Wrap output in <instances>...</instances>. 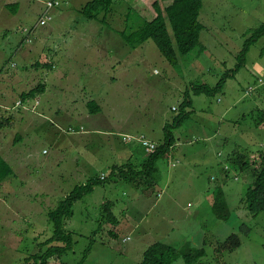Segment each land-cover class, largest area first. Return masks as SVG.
Instances as JSON below:
<instances>
[{"label": "rangeland", "instance_id": "rangeland-1", "mask_svg": "<svg viewBox=\"0 0 264 264\" xmlns=\"http://www.w3.org/2000/svg\"><path fill=\"white\" fill-rule=\"evenodd\" d=\"M15 1L0 0V87L13 91L0 98V155L12 168L0 181V264H27L33 253L45 250L41 243L53 233L47 212L76 185L100 172L107 173L106 182L73 203V215L64 222L73 248L55 263L141 264L154 233L150 237L138 233L166 211L174 195V210L164 212L165 224L174 232L165 241L172 242L178 254L202 247L206 255L193 264H264V212L251 217L242 202L254 179L252 167L230 166L222 181L226 172L220 164L235 150L264 153V82L257 81L264 78V33L250 43L238 71L226 75L235 67L244 41L264 24V0H203L200 43L178 55L176 65L161 56L151 39L132 47L123 40L122 31L128 34L156 15L154 0H114L111 10L96 20L81 13L90 0H65L43 26H37L40 2L18 0L19 8L13 11L8 5ZM158 2L163 7L169 1ZM17 74L23 76L18 87ZM223 76V84L211 94L190 89L200 84L213 87ZM39 82L46 85L35 97L39 104L32 111L35 99H27L23 108L29 123L18 124L23 114L17 107L22 105L14 100L21 90ZM249 86L253 90L246 92ZM187 88L190 112L178 127H171L173 148L157 162L161 180L147 191L154 201L164 183L169 185L164 188L166 196L159 197L163 208L145 210L144 199L127 204L131 192L145 187L110 174L112 164L125 162L118 155L133 148L134 143L122 142V135L143 131L162 141L161 124L172 126ZM87 100L97 106L94 112ZM74 103L82 114L72 112ZM167 161L176 166H167ZM87 164L85 172L73 169ZM154 177L156 173L148 179ZM218 187L229 208L223 214L210 200ZM198 191L203 193L195 197ZM116 195L121 202L114 214L128 223L122 221L127 226L118 227L110 244H101L107 230L99 227L104 208L100 205ZM231 233H237L239 246L217 250ZM126 235L130 239L123 242ZM186 237L190 243L184 242ZM171 264L186 263L179 255Z\"/></svg>", "mask_w": 264, "mask_h": 264}, {"label": "trees", "instance_id": "trees-1", "mask_svg": "<svg viewBox=\"0 0 264 264\" xmlns=\"http://www.w3.org/2000/svg\"><path fill=\"white\" fill-rule=\"evenodd\" d=\"M114 0H90L81 9V13L84 18L89 20H96L98 15L108 13L111 10V5ZM169 2L160 7L158 0H154L152 7L155 11V16L144 21L137 29L126 34L121 32L124 42L127 45L132 46L134 42H144L151 39L157 47L161 56L166 59L169 64L176 65L178 62L177 56H184L200 43V31L203 28V24L199 20L200 11L203 5V0H168ZM65 2V1H64ZM63 2V3H64ZM13 11L17 10V4L12 3L8 5ZM170 28V31L169 29ZM264 33V24L253 32L248 39L243 43L241 50L238 52L237 63L235 67L229 70L226 75H234L240 66L244 64V53L247 52L251 42L259 38ZM35 65H38L35 63ZM46 66H51L45 64ZM223 76L213 87L200 84L199 86H191L193 93H207L211 94L218 90L224 81ZM45 83L39 82L33 88L27 92H22L20 98L23 102L27 99L35 98L39 93L45 89ZM92 102L88 103V108L92 112L95 111L97 106ZM191 106V99L189 98V89L185 91V96L180 104L179 109L181 112L178 114L172 126L166 124L163 128L164 138L162 141L156 144V148L153 152H147L144 163H142V170L137 171L128 168L125 165H113L110 168V174L116 175L118 179H123L129 183H139L143 179L150 177L153 173H156L157 162L160 158H163L167 154L173 144L171 127H178L182 120L189 114L186 108ZM36 108V107H35ZM35 110V109H34ZM176 110V108H175ZM8 120V118H7ZM3 122H0L2 126ZM227 161L229 166L238 165L240 169L252 167V175L254 179L248 187L244 190L242 196V202L246 206L249 215L254 217L258 213L264 212V153L250 152L241 153L238 151L231 152ZM128 168V169H127ZM223 170L225 168L223 167ZM12 173V168L0 155V181L5 179ZM158 176L154 177L151 185L155 183ZM106 182V178L94 177L88 180L85 184L76 185L68 194H66L57 205L47 212L48 220L52 224L53 233L50 238L46 239L41 245H46L45 250H39L30 256V259L26 261L27 264H47V261L52 256L60 258L61 255L73 248V240L71 232H67L64 227V222L69 219L73 214V203L80 200L84 195L90 193L93 186L96 184H103ZM219 202V204H218ZM213 204L219 207V211L223 214L224 208L229 209L225 194L221 188H217ZM227 205V207H226ZM103 221L109 222L112 227H115L117 222L116 218L111 211V202L107 201L103 204ZM225 215V214H224ZM222 218H224L222 216ZM53 241H56L60 245H51ZM240 241L237 233H232L226 237L223 241L217 244V250H233L239 246ZM91 244L87 246L85 252H89ZM178 248L176 246L164 243L162 241H156L146 247L142 253L141 264H171L175 261L179 255L182 256L186 264H193L199 258L205 256L203 248L197 250L187 249L182 251V254H178ZM29 258V257H28ZM86 256L84 257V259ZM84 259L82 261H84ZM82 264V263H81Z\"/></svg>", "mask_w": 264, "mask_h": 264}, {"label": "crops", "instance_id": "crops-1", "mask_svg": "<svg viewBox=\"0 0 264 264\" xmlns=\"http://www.w3.org/2000/svg\"><path fill=\"white\" fill-rule=\"evenodd\" d=\"M13 3H16L17 4V9L19 8V1L18 0H16L15 2H13ZM40 6H41V8H42V5L41 4H39ZM26 40V39H25ZM124 40V39H123ZM132 47V46H131ZM23 53V52H22ZM25 55H26V53H24ZM21 77H23V76H20V75H16L15 76V78H14V82H16V85H17V87L18 86H22V80H20V78ZM20 80V81H19ZM17 83H19V84H17ZM16 87V88H17ZM250 87V86H249ZM248 87V88H249ZM12 89H15V87H13ZM31 89V88H30ZM65 89H67V88H65ZM29 89H27V90H21L20 91V93H19V96H18V98L17 99H15L14 100V102H16L18 99H20V94L22 93V92H27ZM248 91V89L246 90V92ZM13 93V91H11V89L10 90H8V89H2L1 87H0V98H2V97H7V96H10L11 94ZM33 99H36L37 100V98H33ZM32 99V100H33ZM29 101V100H28ZM86 102H89L88 100L86 101ZM85 102V103H86ZM94 102V101H93ZM38 104H39V102H38ZM24 105H25V102L22 104V106H20V107H17L18 108V111L20 112H22V114H23V116L22 115H20V120H18L17 121V117H15V120L18 122V124H20V122L22 123L23 121H26L25 123H29V118H25L24 117V111H26L23 107H24ZM14 106H15V103H14ZM37 107V106H36ZM173 108H175V107H173ZM172 108V109H173ZM36 109V108H35ZM71 109H72V112L74 113V114H82V110H78L77 109V107H76V103H74V104H72V107H71ZM32 110V109H31ZM173 110H175V109H173ZM32 111H34V110H32ZM10 118H13L12 116H10ZM166 124H168V122L167 123H163V124H161V128H162V130H163V128H164V126L166 125ZM163 133H164V131H163ZM125 134V133H124ZM138 134H144V135H146V137H147V139L148 140H151L152 142H154V141H157V140H153V139H150V137L145 133V132H141V133H138ZM134 135V134H133ZM19 136V135H18ZM22 136V135H21ZM163 138H164V134H163ZM160 140H162V139H160ZM123 142V141H122ZM137 141H134V142H128V143H125V142H123L124 144H133L132 145V150L131 151H125L124 153H122L120 156L118 155V157L119 158H121L123 161H125L123 164H120V165H125V166H127L128 168H131V169H133V168H135V170H137V171H141L142 170V163H144V160H145V156H146V153H147V151L145 150V147L142 145V144H139V143H136ZM159 142H161V141H157V144L159 143ZM154 143H156V142H154ZM173 144H174V141H173ZM173 144H172V146H171V148H173ZM140 149H139V148ZM44 150V149H43ZM43 150H42V152H43ZM49 152V150H46V152H43V153H48ZM233 152V151H232ZM231 154V153H230ZM230 154L228 155H226L227 157H226V159L225 160H227L228 159V157L230 156ZM218 155H220V152H218ZM3 159L7 162V160L3 157ZM8 163V162H7ZM222 163H224V165H228V169H225L226 171L227 170H229V168H230V164H229V162L228 161H226V162H220V164H221V166H222ZM113 165H117L116 163L115 164H112L111 165V167L113 166ZM170 165L172 166V167H175L176 165H175V163L174 162H171V164H170V161H167V166H169L170 167ZM89 165L87 164V165H83V166H76L75 168H73L74 169V171H77L78 170V173L79 172H85V171H87V167H88ZM224 167V166H223ZM127 168V169H128ZM133 171H134V169H133ZM163 171L161 170L160 171V173H162ZM223 172H225L224 170H223ZM13 173H14V171H13ZM107 174V173H106ZM106 174L105 173H103V172H100V174H99V178H101V175H104V178H106L107 179V176H106ZM225 174V176L224 177H222V181H224V179L227 177V172L226 173H224ZM156 176H158V178H157V180L155 181V183H154V185H151V182H152V180L150 179H148V178H150V177H147V179H146V181H140L139 183H131L132 184V186H135V187H137V186H140L142 183L144 184V187H145V189L143 190V189H141V187H138L137 189H138V191H134V193L133 192H131V194H130V197H129V199H127V201H126V203L127 204H131V203H136V202H138V201H140V200H142V199H144L145 201H146V206H145V210H151V209H153L154 207H157V206H160L161 208H163V206H164V204H163V206H162V204H161V200L159 201V197L161 196V194H162V197L163 196H166L165 195V193H164V188L166 189L167 188V190L169 189V185H167V184H165L164 183V185H163V187L164 188H162V189H159V190H161L160 192H156L155 193V195L157 196L156 198H155V200L153 201V199H152V197L150 196V194H148V188H151V187H155L156 186V184L161 180V174H159V172H158V170L156 169ZM97 177V176H96ZM116 177H117V179L119 178L117 175H116ZM94 178V177H93ZM236 179V178H235ZM118 180H123V179H118ZM148 180V181H147ZM119 181V182H120ZM123 181H125V180H123ZM88 182V181H87ZM126 182V181H125ZM98 184H96V185H94L93 186V189H92V191L95 189V187L97 186ZM218 188H221V187H218ZM222 189V188H221ZM217 190V189H216ZM223 190V189H222ZM91 191V192H92ZM216 192V191H215ZM215 192H214V194H215ZM224 192V191H223ZM202 193H203V191H198L194 196L196 197V196H201L202 195ZM206 194V195H205ZM204 195H205V198L206 199H208V196H209V194L208 193H205ZM224 194H225V192H224ZM203 195V196H204ZM174 196V195H173ZM173 196H172V204H169L168 206H167V208H166V211L164 210L163 212H160L159 213V215H156L154 218H152L151 219V221H149V222H146L148 225H147V228H144V229H142L141 230V232H139L138 234H142V235H148L149 237L151 236V233H154V237H153V239H152V241L149 243V244H146L145 245V248H146V246H148V245H150V244H152V243H154V242H156V241H162V242H164V243H167V244H170V245H173V246H175L172 242H170V241H165V239H169L170 238V234L172 233V232H174L173 230H171L173 227H172V225L171 226H169L168 227V225H166L165 224V220H164V218L166 217L167 218V214L165 215V213L164 212H167V211H169V212H171L172 210H174V206L176 205V198H173ZM225 198H226V195H225ZM213 199H214V197L213 196H211L210 197V200L212 201L211 203H213ZM107 201H110L111 202V206H110V208H111V211H112V213H113V215L115 216V218L117 219L116 220V222H117V224H116V226L115 227H112V225L109 223V222H106V221H103V213L100 215V218H99V220H98V223L100 224L99 225V227H101L102 228V226H104V228H103V230L105 231V230H107L106 231V237L105 238H100L99 239V241L98 242H100L101 244H105V243H107V244H110V238H112V237H116L117 235H118V227H122V225H125V226H127V224H125V223H128V221L126 220V218L125 217H123V219H119L115 214H114V211H115V208L117 207V206H119V201L121 202V199L119 198V197H117V195L116 196H113L112 197V199H108V200H104V201H102L101 202V205L100 206H103V204H105V202H107ZM227 202V201H226ZM123 204V203H122ZM188 205H190V202H188L187 203ZM183 212H185V214L186 215H189L188 214V212H186V211H183ZM73 215V214H72ZM124 220V222H122ZM170 221V220H169ZM172 223H173V221H171ZM65 224V223H64ZM111 226V227H110ZM65 227V226H64ZM66 229V228H65ZM66 231H67V229H66ZM97 231V230H96ZM200 231V230H199ZM67 232H69V230L67 231ZM99 232V231H98ZM97 232V233H98ZM94 232H92V234H93ZM97 233H94V235L95 234H97ZM232 234V233H231ZM93 235V236H94ZM144 236H143V238H144ZM203 236V233H201V236H200V238ZM142 238V239H143ZM130 239V236L129 235H126L124 238H123V242L124 241H126V240H129ZM92 241H94V239L92 238L91 239ZM208 241H210V240H208ZM217 241V240H216ZM184 242H186V243H190V239H188L187 237H186V239H185V241ZM204 243L205 244H207V241H206V239L204 240ZM91 245H92V242H91ZM202 248V247H201ZM201 248H196V249H194V248H191V250H197V249H201ZM190 249V248H189ZM204 249V248H203ZM89 251H90V249H89ZM205 251V250H204ZM206 255V254H205ZM54 257H51L50 259H49V262H47V264H50L51 263V261L53 260L54 261V264H57V263H55L56 261H59V258H57V259H53ZM204 258V257H203ZM203 258H201V260L203 259Z\"/></svg>", "mask_w": 264, "mask_h": 264}, {"label": "built area", "instance_id": "built-area-1", "mask_svg": "<svg viewBox=\"0 0 264 264\" xmlns=\"http://www.w3.org/2000/svg\"><path fill=\"white\" fill-rule=\"evenodd\" d=\"M40 2L42 5L41 8V13L37 21V26H43L48 24L53 20L54 17V12L56 9H58L65 0H35ZM30 29L24 28V32H29ZM29 37L26 38V41H29ZM258 83L262 84L264 82V78H258L257 79ZM253 90V87L250 86L248 88V91ZM16 105H22L21 100L16 101ZM38 105V100H34V105L32 106V110L35 109V107ZM175 109V108H173ZM123 139L122 141L125 143L131 142L132 140H136L140 142L144 147L147 152H153V150L156 148V143L152 142L151 140H148L146 135L144 134H123ZM43 152H46L44 149ZM225 169H228V165H224ZM101 178H104V175H101Z\"/></svg>", "mask_w": 264, "mask_h": 264}]
</instances>
